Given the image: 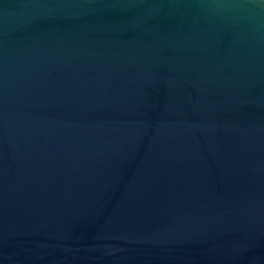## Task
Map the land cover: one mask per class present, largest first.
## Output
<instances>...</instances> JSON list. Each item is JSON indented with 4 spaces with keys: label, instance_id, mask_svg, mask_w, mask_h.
<instances>
[{
    "label": "water",
    "instance_id": "1",
    "mask_svg": "<svg viewBox=\"0 0 264 264\" xmlns=\"http://www.w3.org/2000/svg\"><path fill=\"white\" fill-rule=\"evenodd\" d=\"M0 264H264V0H0Z\"/></svg>",
    "mask_w": 264,
    "mask_h": 264
}]
</instances>
